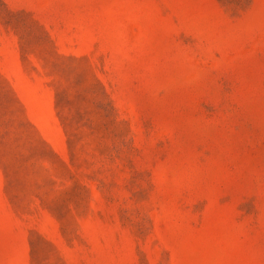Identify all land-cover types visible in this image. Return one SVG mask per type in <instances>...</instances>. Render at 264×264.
Returning <instances> with one entry per match:
<instances>
[{"label": "rangeland", "instance_id": "rangeland-1", "mask_svg": "<svg viewBox=\"0 0 264 264\" xmlns=\"http://www.w3.org/2000/svg\"><path fill=\"white\" fill-rule=\"evenodd\" d=\"M0 264H264V0H0Z\"/></svg>", "mask_w": 264, "mask_h": 264}]
</instances>
